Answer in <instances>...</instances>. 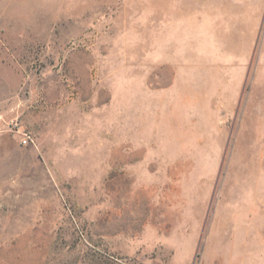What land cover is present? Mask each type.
Here are the masks:
<instances>
[{
	"label": "rangeland",
	"instance_id": "1",
	"mask_svg": "<svg viewBox=\"0 0 264 264\" xmlns=\"http://www.w3.org/2000/svg\"><path fill=\"white\" fill-rule=\"evenodd\" d=\"M261 247L264 0H0V264Z\"/></svg>",
	"mask_w": 264,
	"mask_h": 264
},
{
	"label": "built area",
	"instance_id": "2",
	"mask_svg": "<svg viewBox=\"0 0 264 264\" xmlns=\"http://www.w3.org/2000/svg\"><path fill=\"white\" fill-rule=\"evenodd\" d=\"M16 125H17V123L15 124V126H16ZM31 141H32V139H31V137H30L29 134H27V133L22 134V137H21V140H20V143H21L22 145H27V144H29Z\"/></svg>",
	"mask_w": 264,
	"mask_h": 264
},
{
	"label": "crops",
	"instance_id": "3",
	"mask_svg": "<svg viewBox=\"0 0 264 264\" xmlns=\"http://www.w3.org/2000/svg\"><path fill=\"white\" fill-rule=\"evenodd\" d=\"M246 252H250V248L249 247H245ZM252 248V247H251ZM262 250H264V247H261ZM241 251V250H240Z\"/></svg>",
	"mask_w": 264,
	"mask_h": 264
}]
</instances>
